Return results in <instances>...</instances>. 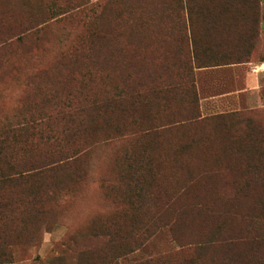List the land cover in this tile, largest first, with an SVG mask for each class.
<instances>
[{
  "label": "rangeland",
  "instance_id": "rangeland-1",
  "mask_svg": "<svg viewBox=\"0 0 264 264\" xmlns=\"http://www.w3.org/2000/svg\"><path fill=\"white\" fill-rule=\"evenodd\" d=\"M80 1L0 0V264H264V0Z\"/></svg>",
  "mask_w": 264,
  "mask_h": 264
},
{
  "label": "trees",
  "instance_id": "trees-1",
  "mask_svg": "<svg viewBox=\"0 0 264 264\" xmlns=\"http://www.w3.org/2000/svg\"><path fill=\"white\" fill-rule=\"evenodd\" d=\"M84 4L85 2L83 0H81L80 2L69 3L67 6L68 8H66L63 12L72 13L74 11L79 10ZM59 6H64V4H60ZM240 18L241 17L239 15H231V14L228 15V19L230 20H240ZM34 25L36 26L31 27V30L32 28L40 27L42 25V22L38 21L34 23ZM238 25L239 26L241 25L240 21H238ZM26 31H27L26 28L20 29L18 33L12 35L9 39L19 38L24 33H26ZM11 121L13 120H8L7 123L4 126H2V128H0V150L2 148V144H1L2 140L7 137H12L14 135L20 134L23 137L25 144H31V143L34 144V143H38L42 141H47L49 139V134H53V132L50 129H48L45 123L46 117H41V116L35 117L32 115V116H29L23 119L21 122H11ZM41 162H44V161H41ZM57 163L58 162H49V163L44 162V164L37 165L36 167L29 169V170H34L36 172H26L25 171L23 173H18V175H24L26 173L27 174L42 173L43 171L47 169H52L53 167H55L54 166L55 164L57 166L58 165ZM6 177H8L7 180H5ZM12 180H13V177L11 175H7L4 177V179H1L0 182L8 183V182H11ZM24 202L25 200L23 199L19 203H24ZM38 212H42V211L39 210ZM13 214L14 213H12V215Z\"/></svg>",
  "mask_w": 264,
  "mask_h": 264
},
{
  "label": "crops",
  "instance_id": "crops-1",
  "mask_svg": "<svg viewBox=\"0 0 264 264\" xmlns=\"http://www.w3.org/2000/svg\"><path fill=\"white\" fill-rule=\"evenodd\" d=\"M249 65L250 64H247V63H231V64H226L223 66H215L211 68L213 72L211 73L212 75L210 78L207 77L208 74L203 73L201 79H231V80L242 79V81H244L246 84H248V82L246 81L247 79H264V62L261 65V67L257 66L254 69V71L250 69ZM227 68H230L229 70H231V71H228L227 75H225L224 73H219L215 71V70H223ZM206 70H210V69H206V68L201 69L202 72ZM198 77L197 79H200ZM233 84L237 86L235 82ZM251 87L252 86H249L247 88H245V86L243 88L238 87L236 90H234V93L238 94V93L245 92L246 90H249ZM255 87L258 88V85H256Z\"/></svg>",
  "mask_w": 264,
  "mask_h": 264
}]
</instances>
